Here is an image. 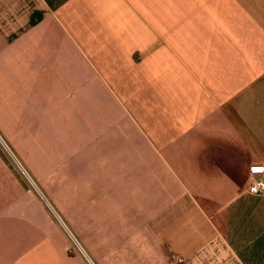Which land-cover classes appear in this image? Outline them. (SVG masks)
<instances>
[{
	"label": "crops",
	"instance_id": "crops-1",
	"mask_svg": "<svg viewBox=\"0 0 264 264\" xmlns=\"http://www.w3.org/2000/svg\"><path fill=\"white\" fill-rule=\"evenodd\" d=\"M3 112L101 142L81 256L0 154V264H264V0H0Z\"/></svg>",
	"mask_w": 264,
	"mask_h": 264
},
{
	"label": "rangeland",
	"instance_id": "rangeland-1",
	"mask_svg": "<svg viewBox=\"0 0 264 264\" xmlns=\"http://www.w3.org/2000/svg\"><path fill=\"white\" fill-rule=\"evenodd\" d=\"M69 107V104L65 106ZM53 108V106L50 108L51 111ZM4 112L1 116L6 120L0 118L2 158L11 167L14 177L29 193L30 198L43 207L48 221L61 230L70 247L81 256L79 252L81 248L83 249V244L71 227L83 235L85 216L80 208L83 200L78 199L80 206L75 209L69 208L68 205L71 197L72 202H76V194L83 188V184L75 183V178L79 174L83 176L84 169L80 166L83 165L86 149L101 142V137L95 136L99 120L89 123L87 130L85 120L74 118L46 120V126L42 127L39 124L38 127L30 128L28 135H18L23 131L19 126V118ZM76 115L79 119L88 117L84 109L78 111ZM10 125L15 135L8 136L6 133L5 136L3 134L5 127ZM96 150L99 153L98 148ZM71 159H76L80 163L71 165ZM76 210L82 214L79 212L78 215H72V211Z\"/></svg>",
	"mask_w": 264,
	"mask_h": 264
},
{
	"label": "built area",
	"instance_id": "built-area-1",
	"mask_svg": "<svg viewBox=\"0 0 264 264\" xmlns=\"http://www.w3.org/2000/svg\"><path fill=\"white\" fill-rule=\"evenodd\" d=\"M247 174L253 182L248 186L246 194L249 196L264 195V167L262 165L249 167Z\"/></svg>",
	"mask_w": 264,
	"mask_h": 264
}]
</instances>
